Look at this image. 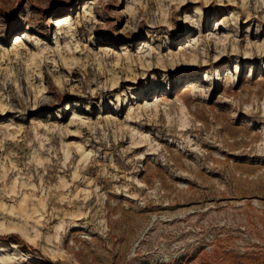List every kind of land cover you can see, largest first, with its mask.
I'll return each instance as SVG.
<instances>
[{"label":"rangeland","instance_id":"obj_1","mask_svg":"<svg viewBox=\"0 0 264 264\" xmlns=\"http://www.w3.org/2000/svg\"><path fill=\"white\" fill-rule=\"evenodd\" d=\"M0 221L8 264H264V0H0Z\"/></svg>","mask_w":264,"mask_h":264},{"label":"bare ground","instance_id":"obj_2","mask_svg":"<svg viewBox=\"0 0 264 264\" xmlns=\"http://www.w3.org/2000/svg\"><path fill=\"white\" fill-rule=\"evenodd\" d=\"M65 29H66V32L67 33H70L71 32V27L70 26H67V27H65ZM70 36H71V34H70ZM190 89H192V90H195V91H198L199 90V86H197L196 84L194 85V84H191V88ZM190 91V90H189ZM194 91V92H195ZM160 98V97H159ZM167 100V98H165V96H161V98H160V102H167L166 101ZM179 100H182V99H179ZM162 104V103H161ZM164 104V103H163ZM161 105H160V103L159 104H156L155 106H154V111H155V113H156V116L159 114V107H160ZM166 107V106H165ZM187 106H186V103H185V101L184 100H182V109L181 110H183V109H185ZM3 110V109H2ZM166 114L168 115V117H170L171 116V113H169L168 111H166ZM183 127L184 126H187L186 125V123H183V125H182ZM144 140L143 139H140L139 141L138 140H136V141H133V143H135V144H139V143H142ZM137 147V146H136ZM143 155V154H142ZM126 197H128V198H133V194H131V193H126ZM59 228H60V226H59ZM0 233H2V234H6V233H11L10 235L11 236H13V237H18L19 236V234H22L23 236H24V238H29L30 240H33V238L32 237H30V235H29V231L26 229V227H25V225H22V224H17V223H13V222H11V223H9L8 225H6V223L5 222H3V221H0ZM15 233H17V234H15ZM14 247H18L16 244L14 245ZM1 261H2V264H3V262H5L6 264H8V263H10L11 261H12V258H10V257H6V258H1L0 259Z\"/></svg>","mask_w":264,"mask_h":264}]
</instances>
